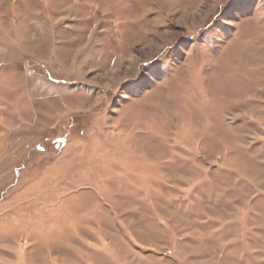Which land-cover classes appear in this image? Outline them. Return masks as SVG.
Returning <instances> with one entry per match:
<instances>
[{
  "label": "rangeland",
  "instance_id": "rangeland-1",
  "mask_svg": "<svg viewBox=\"0 0 264 264\" xmlns=\"http://www.w3.org/2000/svg\"><path fill=\"white\" fill-rule=\"evenodd\" d=\"M0 264H264V0H0Z\"/></svg>",
  "mask_w": 264,
  "mask_h": 264
},
{
  "label": "snow or ice",
  "instance_id": "snow-or-ice-1",
  "mask_svg": "<svg viewBox=\"0 0 264 264\" xmlns=\"http://www.w3.org/2000/svg\"><path fill=\"white\" fill-rule=\"evenodd\" d=\"M158 70L157 66L153 65V66H150V67H146L144 69V72L142 73V75H145V74H156V71Z\"/></svg>",
  "mask_w": 264,
  "mask_h": 264
}]
</instances>
